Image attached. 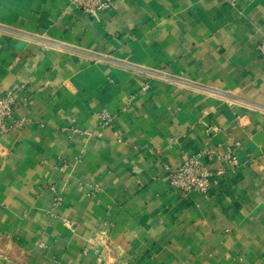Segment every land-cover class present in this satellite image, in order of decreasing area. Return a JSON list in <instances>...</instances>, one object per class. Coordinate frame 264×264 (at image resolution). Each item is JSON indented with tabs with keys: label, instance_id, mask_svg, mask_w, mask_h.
<instances>
[{
	"label": "crops",
	"instance_id": "0c3cea01",
	"mask_svg": "<svg viewBox=\"0 0 264 264\" xmlns=\"http://www.w3.org/2000/svg\"><path fill=\"white\" fill-rule=\"evenodd\" d=\"M111 1L0 0L25 120L0 135V264H264V0ZM209 149L210 195L171 190L162 164Z\"/></svg>",
	"mask_w": 264,
	"mask_h": 264
},
{
	"label": "built area",
	"instance_id": "2783aa9c",
	"mask_svg": "<svg viewBox=\"0 0 264 264\" xmlns=\"http://www.w3.org/2000/svg\"><path fill=\"white\" fill-rule=\"evenodd\" d=\"M82 14L99 19L101 15L112 7L111 0H69ZM258 52L264 59V41L258 47ZM15 91L9 90L0 92V135L10 132L14 126L21 125L24 119H14V113L18 108V102L14 96ZM100 127H109L113 122V115L106 110H101L98 114ZM208 156H214L216 160H226L224 157L216 154L212 149L199 151L186 156L181 162L175 166L169 163L162 164L163 174L167 180L168 186L179 196H186L191 193H197L202 196H209L211 189L217 185L220 177L224 173L223 169H209L202 159ZM232 159V158H231ZM230 160V159H229ZM67 167L63 162L58 166L59 171H63ZM53 193V201L58 205L62 201V196L55 186L49 187Z\"/></svg>",
	"mask_w": 264,
	"mask_h": 264
}]
</instances>
